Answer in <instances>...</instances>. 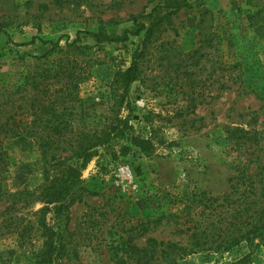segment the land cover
<instances>
[{
	"label": "rangeland",
	"instance_id": "rangeland-1",
	"mask_svg": "<svg viewBox=\"0 0 264 264\" xmlns=\"http://www.w3.org/2000/svg\"><path fill=\"white\" fill-rule=\"evenodd\" d=\"M178 1L188 5L173 12L166 0H0V128L15 121L32 133L55 134L57 119L40 115L38 104L51 106L62 96L70 111L59 107L56 115L70 124L59 129L66 138L101 132L117 118L128 122L124 137L93 151L82 172L89 194L71 207L69 221L47 215L56 231L68 225L72 252L63 264H237L248 256L247 264H264V248L243 243L226 252L214 237L226 227L219 212L229 223L234 210L214 208L249 178L257 192L261 178L264 185V0ZM162 18L143 65L145 81L122 102L126 88L119 77L142 52L146 32L117 39ZM99 33L115 40L98 43ZM206 39L213 41L206 46ZM75 42L82 50H74ZM167 44H173L170 61L162 59ZM27 84H44L43 91ZM68 84L78 86L63 92ZM236 129L258 133L259 145L234 147L228 131ZM136 138L151 141L152 151L134 145ZM0 140L9 164L3 188L40 191L49 174L40 142L26 135ZM206 196L220 201L206 208ZM8 205L0 203V215ZM185 222L201 225L209 237L202 250L181 258L170 245L195 248L180 233ZM5 234L0 264H39L41 233L23 247L17 234Z\"/></svg>",
	"mask_w": 264,
	"mask_h": 264
},
{
	"label": "trees",
	"instance_id": "trees-1",
	"mask_svg": "<svg viewBox=\"0 0 264 264\" xmlns=\"http://www.w3.org/2000/svg\"><path fill=\"white\" fill-rule=\"evenodd\" d=\"M166 4V8L173 12L180 11L185 5H188L186 1L179 2L178 0H166ZM163 20L164 19L162 18L158 22L153 23L149 29H147L144 24H137L139 27L138 30L135 32L126 31L123 38L117 39L128 41L130 36H140L146 32L142 52L133 61L132 66L119 77V85L126 88L125 93L122 96V102L126 99V91L128 93L129 89L135 83L145 81L143 65L146 62L147 57L151 54L152 45L158 40L157 37L161 33ZM94 37L98 43H107L115 40V38H110L104 33L95 34ZM78 41L81 42V38H79L77 42ZM209 41L213 40L206 39V46L210 45ZM77 42H75L72 47L75 51L82 50ZM167 45L170 46V48L164 51L165 56L162 59L170 61L171 59L169 58V55L173 52V50H171L173 44ZM165 46V44H161L159 48L163 49ZM58 47L59 45L55 44L54 51ZM197 53L198 52H196L194 56H191L195 57ZM191 56H189V58ZM70 77H74V74L70 75ZM27 85H31L36 91H43L42 86H44V84ZM68 85H70L69 88L65 89L63 92L75 90L78 86V84ZM225 88L223 87L222 89ZM207 97L208 96H206V102ZM64 99H66V96L58 98L56 102H52L51 106H47L43 103L38 104L41 107L40 115L43 113L47 115L53 114V117L57 119L58 123L54 124L50 121H44L49 125L52 124V127H55V134L53 135L50 134L45 136L43 133H32L30 129L28 130L29 125L26 122L25 125L17 124L15 121L13 123L8 122L0 128V137L3 136L4 139L18 138L26 135L40 142L42 156L46 166L49 167V174L47 175L46 183L40 191L33 192L24 189L10 193L3 188V176L6 171H8L9 164L7 152L0 140V203L5 202L9 204L5 211L0 215V239L6 235L5 231H8V233L13 232L19 236V243L23 247L25 244H28L33 240L36 231L41 233L43 246L40 248L36 256L39 264H63L64 260H70L72 250L64 235V232L68 231V225L64 230H61L60 227V231L59 229L56 231L49 224L47 215L49 213H54L57 218L65 216L66 222L69 221V211L71 207L82 202L85 196L89 194L83 181L82 172L89 159L92 157L93 151L109 145L115 138L124 137L127 132L126 129L128 128L127 121L124 122L120 120V118H117L116 121L118 124H112L101 132L80 133L76 137L66 138L63 131L60 132L59 129L62 126L68 128L70 124L62 121L64 115H56L59 111V107H63L64 111H70L68 108L61 105V101ZM262 110H264V107ZM122 125H124L123 130H120V126ZM22 127L24 130H21L23 129ZM228 134L230 142L234 143V147L239 148L240 150L248 149L249 151L258 146L260 142L258 133L253 131L250 132L244 129H236L234 131H228ZM133 143L137 147H140L145 153H149L153 149L151 141H143L136 138L133 140ZM63 144L70 145L71 149L67 150L65 147H61ZM253 154L251 155V158ZM249 162L250 165H247V170L253 163L251 160ZM249 179L251 180L249 185L243 184L245 188L242 187L241 190L238 187L234 188L232 195L224 198L223 204L214 208L216 210L234 209L231 214L232 219L229 223L228 219L223 217L224 215H222V212H219V217H216L219 218V224L223 225L224 222H226V227L218 228L217 231L220 233L214 235V237H218V240L222 241V244H220L218 248L222 249L225 247L224 251L226 252L241 246L243 243H247L250 247L258 249L264 248L263 180L261 178L260 181L263 188L260 192H257L255 180L253 181V178ZM196 196L197 195H193L191 198L187 199V201L191 202ZM204 199L207 201L206 208H213L214 205L220 201L218 198L208 199L206 196V198L203 197L201 203ZM231 201H235V203L232 204ZM182 203H184V201H182ZM37 204H42L43 207L34 212V207ZM211 204L212 206H210ZM189 206L186 205L185 208L190 210ZM185 212L184 209V212H182L184 216ZM191 214L192 213H187V216H191ZM30 216L35 218V220L30 219ZM180 218L182 217L180 216ZM157 222L159 223L161 220H158ZM191 223L192 222H185L182 224L184 229H180V233L188 235L193 240L195 248L190 252H187L186 250L180 249L178 246L170 245V249L173 251V254L177 255V257L182 258L183 256H187L188 253H194L195 250H202L203 246L206 245V242L202 244L201 241H204L209 237L208 232H201V225L197 224L192 226ZM149 224H151V222L142 225V228L144 229L142 235L147 234V226ZM249 259L250 256L241 260L237 264H247Z\"/></svg>",
	"mask_w": 264,
	"mask_h": 264
}]
</instances>
